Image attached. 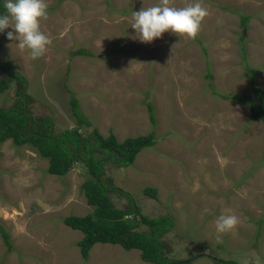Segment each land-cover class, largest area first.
<instances>
[{
	"label": "rangeland",
	"instance_id": "1",
	"mask_svg": "<svg viewBox=\"0 0 264 264\" xmlns=\"http://www.w3.org/2000/svg\"><path fill=\"white\" fill-rule=\"evenodd\" d=\"M156 2L46 0L41 30L51 44L44 55L32 59L7 38L12 29L0 33V79L11 83L0 91V107L17 98L10 65L25 76L19 84L27 86L32 112L50 115L57 131L77 126L72 94L91 121L82 127L85 135L97 128L122 141L155 130L157 143L142 148L130 166L107 164L106 170L142 214L174 218L164 237L169 256L195 258L185 264H264V120L252 118L249 104L223 97L239 93L259 101L246 64L264 90V0H200L208 15L195 36L165 32L143 43L131 14ZM188 2L170 0L176 7ZM78 48L89 53L73 54ZM48 166L28 144L0 143V224L14 244L8 251L0 234V264H153L139 249L111 243H96L84 259L77 244L84 233L63 218L94 212L83 188L88 167L77 162L60 176ZM111 196L117 207L129 206L125 196ZM228 209L239 223L218 234L216 219ZM203 252L210 258L198 256Z\"/></svg>",
	"mask_w": 264,
	"mask_h": 264
},
{
	"label": "trees",
	"instance_id": "2",
	"mask_svg": "<svg viewBox=\"0 0 264 264\" xmlns=\"http://www.w3.org/2000/svg\"><path fill=\"white\" fill-rule=\"evenodd\" d=\"M2 10V9H0ZM248 16L242 17V25L246 27ZM85 48L73 51L75 55L88 54ZM7 74L16 80V101L10 107H0V143L12 139L16 145L28 144L42 157L49 159L48 172L64 176L77 162H85L88 167V177L83 183L87 201L94 206V212L86 215H68L64 222L73 229H79L84 236L78 241L81 255L88 259L90 250L96 243L120 244L126 250L139 249L141 257L153 264H180L192 262L194 258L176 261L169 256L171 248L164 239L174 226V218L170 215L149 217L141 213L132 194L117 187L112 182V176L107 175L106 166L128 167L136 159L144 147H152L157 143L156 131L146 135L128 136L120 141L116 134L110 132L107 136L94 128L90 135L81 130L91 123L89 117L82 111L79 99L72 94L70 105L77 121L76 127L57 131L55 122L50 115H35L31 110L28 98L25 76L10 65H6ZM246 75L252 85L254 94L259 101L239 93L224 98L241 100L249 104L254 120H264V90L257 84V72L246 64ZM211 77V73H209ZM20 83V84H19ZM213 86L212 83H210ZM11 86L9 81L0 79V91L4 92ZM150 119L156 122L155 107L152 101H147ZM117 192L129 200V206L119 208L112 199L111 193ZM145 192L155 197L157 189L147 187ZM133 215L130 220L128 217ZM141 224L148 225L146 229ZM0 234L4 238L8 251L14 250L10 233L0 224ZM221 264H238L236 261H222Z\"/></svg>",
	"mask_w": 264,
	"mask_h": 264
},
{
	"label": "clouds",
	"instance_id": "3",
	"mask_svg": "<svg viewBox=\"0 0 264 264\" xmlns=\"http://www.w3.org/2000/svg\"><path fill=\"white\" fill-rule=\"evenodd\" d=\"M0 9V33L12 29L7 31V38L16 41L20 50H27L32 59L44 55L51 44L50 37L41 30V21L48 16L46 0H0ZM131 15V27L136 30L137 38L151 43L165 32L195 36L208 12L200 0H190L183 7L173 6L170 0H158L139 11L133 10ZM238 223L239 218L230 209L225 210L216 219V232H228ZM198 256L210 258L204 252Z\"/></svg>",
	"mask_w": 264,
	"mask_h": 264
}]
</instances>
